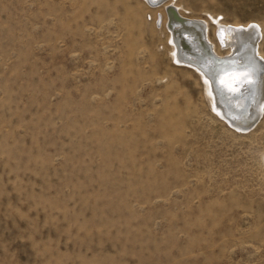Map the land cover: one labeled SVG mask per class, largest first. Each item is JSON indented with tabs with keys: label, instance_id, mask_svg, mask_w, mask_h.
Here are the masks:
<instances>
[{
	"label": "rangeland",
	"instance_id": "obj_1",
	"mask_svg": "<svg viewBox=\"0 0 264 264\" xmlns=\"http://www.w3.org/2000/svg\"><path fill=\"white\" fill-rule=\"evenodd\" d=\"M176 3L264 34V0ZM158 12L0 0V264H264V115L217 113Z\"/></svg>",
	"mask_w": 264,
	"mask_h": 264
},
{
	"label": "bare ground",
	"instance_id": "obj_2",
	"mask_svg": "<svg viewBox=\"0 0 264 264\" xmlns=\"http://www.w3.org/2000/svg\"><path fill=\"white\" fill-rule=\"evenodd\" d=\"M146 1L164 7V13H157L156 22L160 15L169 31L172 56L202 75L215 111L240 132L253 129L264 115L262 27L256 22L235 25L214 18L215 40L208 21L187 17L176 0ZM218 45L227 52L220 53Z\"/></svg>",
	"mask_w": 264,
	"mask_h": 264
}]
</instances>
